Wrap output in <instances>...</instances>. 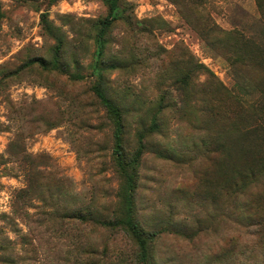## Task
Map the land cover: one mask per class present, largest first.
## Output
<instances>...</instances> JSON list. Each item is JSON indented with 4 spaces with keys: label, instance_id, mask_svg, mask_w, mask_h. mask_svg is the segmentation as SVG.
I'll list each match as a JSON object with an SVG mask.
<instances>
[{
    "label": "rangeland",
    "instance_id": "obj_1",
    "mask_svg": "<svg viewBox=\"0 0 264 264\" xmlns=\"http://www.w3.org/2000/svg\"><path fill=\"white\" fill-rule=\"evenodd\" d=\"M119 10L99 56L106 0H0V264H264L243 219L248 196L233 191L264 146L260 129L245 134L264 127L247 107L264 97V0H120ZM56 45L61 69L25 65L52 60ZM96 64L124 114L125 150L142 145L146 262L128 232L76 218L119 207Z\"/></svg>",
    "mask_w": 264,
    "mask_h": 264
},
{
    "label": "trees",
    "instance_id": "obj_2",
    "mask_svg": "<svg viewBox=\"0 0 264 264\" xmlns=\"http://www.w3.org/2000/svg\"><path fill=\"white\" fill-rule=\"evenodd\" d=\"M106 4L108 12L106 16L100 20L95 38L99 56L102 54L108 29L118 18L123 17L122 12L119 10L120 0H106ZM60 51V45H56L52 60L47 61L43 58H32L28 60L25 65L38 64L46 70H59L61 69L59 57ZM93 72L97 74V80H95L92 85L93 95L104 108L107 118L113 127L112 155L113 165L120 179L119 190L117 193L119 207L112 212V216L110 217L91 212L87 207L80 208L75 212L76 218L83 222H94L104 229H122L128 232L131 238L136 242L137 247H139V262L140 260L146 262L148 259L146 237L143 234V231L138 228V222L135 217L136 203L134 195L137 182L138 161L142 153V145L140 144L139 148L137 147L133 154H130L125 150L123 146V133L125 127L124 114L116 102L107 95L98 64H96ZM72 77H75V74H72ZM247 107L252 116H260L261 114V116L263 115L261 118L264 120L263 96L262 98L259 97L252 100ZM254 125V127L258 126V124ZM257 129L264 132V127L254 128L251 131L248 130L245 132V134L247 133L246 137L251 132L256 133ZM255 138L256 137H253V139ZM243 149H245L244 146L238 151L241 152ZM253 152L257 154V160L252 158V162L250 161L249 163L252 164L255 160L256 163L252 165L251 170L239 171L237 173L238 178L233 184L238 185L237 189H233V191L236 190L235 197H245L247 194V212H244L245 215L243 216V219L248 222V225L251 228V235L255 237V243L261 248H264V146L262 143H257ZM254 172L260 174L261 177L249 178L248 180L249 176L254 177ZM230 186L232 185L230 184ZM251 187L254 188L253 191H249ZM225 194H227L226 190ZM85 252L91 257L103 255V251H99L92 247H87L82 251L83 254Z\"/></svg>",
    "mask_w": 264,
    "mask_h": 264
}]
</instances>
